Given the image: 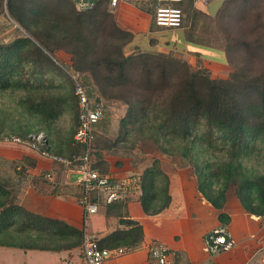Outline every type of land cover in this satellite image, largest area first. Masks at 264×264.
<instances>
[{"label": "trees", "instance_id": "16d2710c", "mask_svg": "<svg viewBox=\"0 0 264 264\" xmlns=\"http://www.w3.org/2000/svg\"><path fill=\"white\" fill-rule=\"evenodd\" d=\"M25 1L0 0V18L6 17L21 25L29 35L27 37L15 29L17 36L5 41L7 35L1 36L0 31L1 91L35 88L21 75L24 64H37L39 68L54 66L52 58L57 51H63L70 55L71 67L81 76L84 74L89 85L96 90L98 95L92 96L96 101L104 99L125 106L118 132L136 124L140 133L152 130L162 137L186 140L192 136L193 130L201 127V135L192 141L197 140L212 151L225 153L226 162L210 177L221 175L228 181L236 172L238 174V166L234 168V163L252 154L264 153V0H226L213 17L194 11L191 0H182L178 5L183 20L185 16V25L190 20L185 39L218 49L225 56L232 69L225 79L211 78L207 69L192 68L171 52H145L133 48L126 55L124 48L131 43L133 36L118 27L105 0H99L89 12L62 9L61 17L55 16L45 28L37 26L33 31L25 19L29 12ZM146 4L153 10L152 4ZM80 79L88 90L85 79ZM68 100L76 123L72 140L62 157L75 161L82 154L83 146L73 140L78 118L73 85ZM25 102L32 114L44 121H54L62 114L67 99L50 96ZM98 124L93 130L91 159L92 167L104 175L108 174L109 165L101 152L111 151L122 137L118 133L116 139H108L98 133ZM20 137L26 139L27 135ZM46 151L53 153L50 146ZM156 167L154 164L141 175L142 196L139 200L143 211L149 215L161 212L170 202L168 179L165 175L158 176ZM24 172L23 167L14 170L16 176L13 178L0 171V234L37 231L56 240H75L59 247H28L41 251L54 252L81 245L79 228L30 211L20 204L18 195ZM41 176H36V180ZM160 177L162 180L158 179ZM259 180L244 181L242 187L253 188ZM158 181L164 183V199L158 208L153 209L151 204L160 197L155 191L160 188ZM41 192L54 196L56 187ZM237 198L248 214L264 219L263 213H257L248 204L244 207L245 201L240 194ZM125 201L127 199L106 205L107 214L118 217L123 229L98 240L100 248H140L142 226L127 217ZM207 201L215 209L222 210V205ZM217 217L221 224L228 225L229 219L222 212ZM175 264H181L177 258Z\"/></svg>", "mask_w": 264, "mask_h": 264}, {"label": "rangeland", "instance_id": "374dc122", "mask_svg": "<svg viewBox=\"0 0 264 264\" xmlns=\"http://www.w3.org/2000/svg\"><path fill=\"white\" fill-rule=\"evenodd\" d=\"M25 2L26 8L29 10L25 19L30 31L35 30L37 26L45 28L55 16L61 17L60 10L62 9H74L71 0H26ZM15 29L29 37L27 31L21 25L9 18H0L1 36L7 35L5 41L13 40L17 36L18 33L15 32ZM58 33L60 34V32ZM132 50L127 46L124 48L126 55L130 54ZM52 60L55 63L54 66L42 68L36 66L37 64H24L21 75L24 79H29L35 88L28 91L14 88L6 91L0 90V171L15 178L14 170L18 171L20 167L25 169L18 199L20 204L28 210H30L29 206L33 205L32 202L35 203L34 207H38L36 206L38 203L37 196L52 197L50 194H43L41 190H52L53 187H56V195L54 196L66 199L72 191L69 187L59 184L62 175L61 168L56 173L57 184L45 180V173L42 174L43 176L40 175L39 180H36V176L33 174L35 160L27 156L26 150L23 148L26 147L40 154L41 150H46L50 146L52 154L62 156V154H66L67 146L72 140L76 120L72 104L68 100V97L72 94V82L70 83L71 80L67 73L77 72L80 75V72L71 67V57L63 51H57ZM82 75L80 77L83 80L85 79L87 91L91 96L96 97L98 95L96 90L92 85H89L84 74ZM50 96L67 99L62 114L56 120L44 121L39 116L32 114L27 108V102H25L27 99L37 100L40 97ZM101 102L105 107V115L97 125L96 130L110 140L116 139L118 133L122 137L119 144L107 152L108 156L130 159L132 169L144 168L140 175L145 170L151 169L154 164H157L158 176H161L164 175L161 163L173 164L171 167L174 171L185 169L193 175L197 183L199 196L204 200L214 201L217 205H222V209L227 204L230 208L237 209V206L241 207L237 198V195L240 194L245 201L244 207L248 204L257 213L264 214V153L252 154L240 162L234 163V168L238 166V169L236 168L238 174L236 172L235 177L229 179V181L221 175L211 178L210 175L217 170L218 166L226 162V157L223 151H212L199 141H192V139L201 135L203 130L201 127L193 130L192 136L186 140L180 137H162L152 130L140 133L136 124L118 132L119 127H121V120L124 117L125 106L119 102H108L104 99H101ZM26 135L27 137L40 135L45 138L46 144L43 145L40 142L37 148L32 149L7 141L11 137ZM40 156L42 157L41 154ZM161 177L158 179L162 180ZM258 178L260 180L253 188L242 187L244 181ZM158 182H160V188L155 191L160 197L151 204L153 209L158 208L164 199V183L162 181ZM241 208L243 209V207ZM49 217L55 216L49 215ZM74 241L56 240L50 235L37 231L24 234L11 231L4 232L0 234V264H55V255L61 251L68 253L69 259L72 257L70 253L76 254L82 259L80 245L54 252L28 249L29 246L59 247ZM67 262L69 263V261ZM172 264H175V262H172Z\"/></svg>", "mask_w": 264, "mask_h": 264}, {"label": "crops", "instance_id": "0c3cea01", "mask_svg": "<svg viewBox=\"0 0 264 264\" xmlns=\"http://www.w3.org/2000/svg\"><path fill=\"white\" fill-rule=\"evenodd\" d=\"M225 1L210 0L207 5H202L191 0V4L194 11L213 17ZM109 11L118 27L132 34L133 38L128 48L166 54L171 52L192 68L207 69L211 78L225 79L232 70L220 50L185 39V30L190 24L189 20L187 26L185 25V16L180 28H162L154 24L153 10L147 4L121 1L115 9ZM23 148L26 155L35 160L34 176L53 172L57 178L59 166L58 168L52 162L46 161L36 151ZM101 154L109 165L108 174L112 177L140 175L144 169L142 167L132 169L130 159L112 158L107 155V151H102ZM172 165L161 163V169L168 179L170 197L168 207L157 214L149 215L143 211L138 198L128 197L125 201L126 215L142 226L143 240L138 250L106 264H150L145 248L153 242L162 243L173 253L171 264L176 258L181 264H264V219L248 214L240 206L233 209L227 204L222 210L215 209L199 196L193 175L185 169L174 171ZM156 168L158 173V166ZM69 188L72 191L68 194V199L37 196L38 207H34L35 203L32 202L30 210L42 215L55 216L79 228L81 211L72 196L77 189ZM43 203L45 204L42 207ZM220 212L229 219L228 228L235 244L229 251L209 256L204 250V239L208 232L220 224L217 217ZM118 221L119 218L107 214L106 206H103L91 218L90 231L97 240H100L118 229H123ZM70 254L72 257L69 259L65 251L57 253L55 264H85L83 258Z\"/></svg>", "mask_w": 264, "mask_h": 264}, {"label": "built area", "instance_id": "2783aa9c", "mask_svg": "<svg viewBox=\"0 0 264 264\" xmlns=\"http://www.w3.org/2000/svg\"><path fill=\"white\" fill-rule=\"evenodd\" d=\"M74 9L79 12L92 11L99 0H71ZM109 10L115 9L121 1L135 4L153 5V22L157 27L180 28L183 23V13L178 5L182 0H105ZM210 0H193L194 3L207 5ZM72 85L73 94L77 99L78 118L77 129L73 136L75 143L83 146L82 154L71 161L59 155L41 150L40 154L61 168L59 184L64 187L77 189L73 196L76 205L80 208L81 219L79 229L82 232L81 253L85 264H106L138 249L119 247L103 249L98 245V240L90 231L91 218L99 209L111 203L136 197L140 199L141 176L137 174L119 178L109 174H100L92 167L91 143L93 130L104 117L103 103L93 98L81 82L77 72L67 73ZM7 141L16 145L27 146L35 149L38 143L46 144L45 138L40 135H30L26 139L11 137ZM44 179L57 184L53 172H46ZM235 242L229 231L228 225L219 224L205 235L204 250L209 256H217L233 248ZM150 264H171L173 253L162 243L153 242L146 248Z\"/></svg>", "mask_w": 264, "mask_h": 264}]
</instances>
